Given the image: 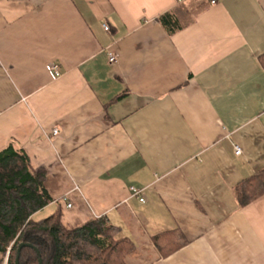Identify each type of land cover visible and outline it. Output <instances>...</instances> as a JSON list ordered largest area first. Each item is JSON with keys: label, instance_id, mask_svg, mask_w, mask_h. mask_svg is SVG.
I'll use <instances>...</instances> for the list:
<instances>
[{"label": "crops", "instance_id": "obj_1", "mask_svg": "<svg viewBox=\"0 0 264 264\" xmlns=\"http://www.w3.org/2000/svg\"><path fill=\"white\" fill-rule=\"evenodd\" d=\"M263 54L264 0H0V150L53 197L33 219L105 217L127 264H264V195H235L264 168Z\"/></svg>", "mask_w": 264, "mask_h": 264}, {"label": "trees", "instance_id": "obj_2", "mask_svg": "<svg viewBox=\"0 0 264 264\" xmlns=\"http://www.w3.org/2000/svg\"><path fill=\"white\" fill-rule=\"evenodd\" d=\"M160 21L170 33L180 28L173 12L163 14ZM261 60L264 64V54ZM46 178V170H34L27 154L13 144L0 150V264H15L21 243L33 246L22 248L19 264H40V259L42 264H127L135 243L120 237V228L105 217L93 218L76 228L64 225L60 209L48 217L33 219L53 201ZM235 195L241 206L264 195V168L239 182Z\"/></svg>", "mask_w": 264, "mask_h": 264}, {"label": "built area", "instance_id": "obj_3", "mask_svg": "<svg viewBox=\"0 0 264 264\" xmlns=\"http://www.w3.org/2000/svg\"><path fill=\"white\" fill-rule=\"evenodd\" d=\"M215 1L216 0H213V2H215ZM104 27H105L106 30H109V26L107 24L104 25ZM109 55H110V61H115L116 60V56L112 52H110ZM48 69H49V72H50V74H51V76L53 78H57V77H59L61 75V72L59 70V67L56 64H50L49 67H48ZM56 132H57V130H55V133ZM236 152L237 153H241V148L239 146H236ZM130 189H131L132 195L138 196V197H140V200L141 201H144V198L141 197L144 188H140V187H136V186H131ZM66 200H67V198H64V201H66ZM67 205L70 207L71 206V203L68 202Z\"/></svg>", "mask_w": 264, "mask_h": 264}, {"label": "water", "instance_id": "obj_4", "mask_svg": "<svg viewBox=\"0 0 264 264\" xmlns=\"http://www.w3.org/2000/svg\"><path fill=\"white\" fill-rule=\"evenodd\" d=\"M25 246H33L32 244L30 243H21L19 246H18V254H17V257H16V261H15V264H19V256H20V253H21V250L23 247ZM40 264H42V259H40Z\"/></svg>", "mask_w": 264, "mask_h": 264}]
</instances>
